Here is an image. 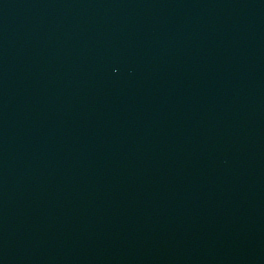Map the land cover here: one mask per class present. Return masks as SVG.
<instances>
[{
  "label": "water",
  "instance_id": "water-1",
  "mask_svg": "<svg viewBox=\"0 0 264 264\" xmlns=\"http://www.w3.org/2000/svg\"><path fill=\"white\" fill-rule=\"evenodd\" d=\"M0 264H264V0H0Z\"/></svg>",
  "mask_w": 264,
  "mask_h": 264
}]
</instances>
